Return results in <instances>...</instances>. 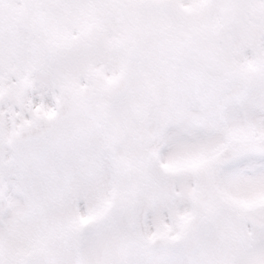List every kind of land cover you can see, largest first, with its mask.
Returning <instances> with one entry per match:
<instances>
[{"label":"rangeland","instance_id":"obj_1","mask_svg":"<svg viewBox=\"0 0 264 264\" xmlns=\"http://www.w3.org/2000/svg\"><path fill=\"white\" fill-rule=\"evenodd\" d=\"M135 1L132 53L116 0H0V92L11 90L0 101V243L28 264H264V230L236 216L264 201V157L211 165L228 136L264 135V0L215 1L206 32L203 0ZM96 22L106 27L86 45ZM77 41L85 56L70 52ZM124 64L126 97L107 108ZM61 86L103 139L75 128L77 115L43 142L11 144L18 126L52 110ZM115 123L117 137L107 132ZM200 166H210L205 178L194 176ZM127 187L134 207L112 211L109 199ZM197 205L213 214L194 234L145 248L153 233L185 235Z\"/></svg>","mask_w":264,"mask_h":264},{"label":"water","instance_id":"obj_2","mask_svg":"<svg viewBox=\"0 0 264 264\" xmlns=\"http://www.w3.org/2000/svg\"><path fill=\"white\" fill-rule=\"evenodd\" d=\"M120 4L125 12H127L128 16H132L134 12L136 11L137 5L131 3V1L128 0H120ZM120 83V82H119ZM118 83V84H119ZM118 84L114 85L115 87L112 89L113 91H120ZM115 93L113 96L117 95L118 93ZM46 125V122L44 120H38L36 123L26 127L22 128L16 138L17 139H23L27 134H39L42 132L43 128ZM46 131V130H45ZM250 153H258L264 155V138L263 139H250V140H236L232 139L227 142V145L223 149L222 153L218 156L216 161L222 162V161H229L234 160L238 157H241L246 154ZM131 196H126L123 199H119L117 202V205L121 208H125L130 205V199ZM256 212H259L264 215V204H260L257 208H251L246 211L245 214H243L244 217L247 219H250L252 222L256 223L253 218L252 214H255ZM257 224V223H256Z\"/></svg>","mask_w":264,"mask_h":264}]
</instances>
